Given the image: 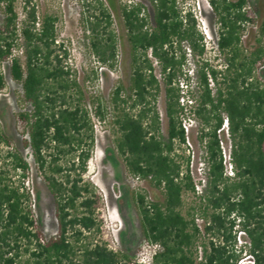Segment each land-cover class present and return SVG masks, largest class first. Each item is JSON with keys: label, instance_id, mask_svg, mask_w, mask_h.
Here are the masks:
<instances>
[{"label": "trees", "instance_id": "16d2710c", "mask_svg": "<svg viewBox=\"0 0 264 264\" xmlns=\"http://www.w3.org/2000/svg\"><path fill=\"white\" fill-rule=\"evenodd\" d=\"M31 1L25 0L20 17L15 0H0V64L8 65L12 80L22 88L26 109L16 115V132L53 198L57 231L43 235L29 189L23 182L16 186L0 170V264H239L245 257L246 264H264V87L260 79H252L264 61V48L258 42L241 58L240 32L249 20L248 0H209L219 24L217 47L227 61L222 80V72L205 59V38L196 19L190 12L182 14L178 0H148L152 15L141 3L120 7L131 77L127 87L116 86L111 98L114 143L127 174L145 179L161 196L151 202L145 194L133 196L145 247L160 246L148 261L93 238L102 233L96 210L104 205L100 190L85 178L95 124L83 87L57 51L58 18L41 13ZM86 25L94 53L114 68L118 39L107 31L112 20L103 3L99 16L87 18ZM183 45L199 57L196 98L178 82L187 77ZM154 62L165 85L166 136L156 107L161 87ZM4 87L0 72V92ZM96 109L99 121H104L105 107L98 103ZM190 116L198 123L203 149L200 193L190 154L177 152L188 148L183 122ZM225 120L233 177L225 175L220 146ZM0 138L9 147L11 170L28 180L29 163L11 140L2 134ZM187 194L193 200L186 208ZM241 237L244 244L238 243Z\"/></svg>", "mask_w": 264, "mask_h": 264}, {"label": "rangeland", "instance_id": "374dc122", "mask_svg": "<svg viewBox=\"0 0 264 264\" xmlns=\"http://www.w3.org/2000/svg\"><path fill=\"white\" fill-rule=\"evenodd\" d=\"M233 1V0H230ZM25 0H15L16 10L21 17ZM108 9L112 25L107 31H113L118 39L117 63L114 68L103 64L91 47V32L86 25L87 18L93 19L99 16L100 4ZM141 3L146 11L152 15V6L148 0H32L41 13L48 12L58 18L57 34L59 47L58 53L63 56V65L69 68L76 76L78 83L83 87L85 104L95 124V145L92 158L88 163L85 178L90 180L94 187L103 195L104 205L96 210V218L101 224L102 233L94 234L97 242H105L112 249L123 250L130 255H136L144 261H148L147 248L143 242V233L137 207L133 196L138 193L149 197L150 202L160 200V193L153 190L147 182L136 186L131 176L127 174L124 164L115 151L116 127L113 119L115 111L111 106V98L118 84L126 87L131 77V53L126 41L125 31L120 20V7L124 4ZM88 4H90L88 6ZM178 8L182 14L190 12L197 21L198 29L205 40V59L214 68L219 70V80L226 74L227 61L225 54L217 47L219 36V24L209 0H178ZM245 12H249V20L242 23L240 32L241 58L249 55L261 42L264 48V34L262 23L264 21V0H248ZM3 12L0 9V19ZM182 50L187 52V64L184 73L187 77L178 78L180 87L188 90L189 97L196 98L199 93L197 70L199 69V57H194L186 45ZM154 73L160 82V94L157 97L156 107L161 119L162 134L166 136L168 120L166 117V93L163 76L159 65L154 62ZM0 72L5 78V87L0 92V134L12 141V146L19 149L25 160L30 165V177L23 180L11 170L7 154L9 147L0 138V170L6 172L15 185L22 182L29 189L32 199V210L35 211L40 221L41 231L45 237L54 235L57 231L55 206L52 196L46 189L30 152L22 149L21 138L16 132V115L25 110L22 102V88L15 83L10 75L6 63L0 64ZM260 79L264 87V61L254 71V78ZM188 81V88L186 87ZM213 90L217 86L211 84ZM187 88V89H186ZM186 100V99H185ZM101 103L105 111L104 121H99L96 116V108ZM186 103V102H185ZM190 118V120L188 119ZM187 128L188 144L185 152L179 149L178 154H190L191 171L196 182L204 178L201 171L200 160L203 159V149L198 143V123L193 117H186L183 122ZM222 139L227 142V137L222 133ZM98 157V158H97ZM97 158V159H96ZM5 175V174H4ZM193 197L185 196L186 208L191 204ZM35 205V206H34ZM202 225L201 220L198 222ZM245 238L241 237L239 244H244ZM249 263L248 257L243 258L239 264ZM252 264V263H251Z\"/></svg>", "mask_w": 264, "mask_h": 264}, {"label": "built area", "instance_id": "2783aa9c", "mask_svg": "<svg viewBox=\"0 0 264 264\" xmlns=\"http://www.w3.org/2000/svg\"><path fill=\"white\" fill-rule=\"evenodd\" d=\"M228 1H230V0H228ZM186 130H187V128H186ZM221 131L227 137V142L225 143V141L222 139V133L220 134V146L222 149L224 172H225L226 176L233 177L234 176V169H233V164H232V159H231L230 143L228 142V123H227V120L224 121V124H223L220 132ZM131 179H132L133 183L138 187L146 182L145 179H143L139 176H131ZM194 181H195V189L197 190L198 193H200L202 190V185L199 184V182H196L195 178H194ZM201 182L204 183V179H202ZM147 201L148 202L150 201L149 197H147ZM148 207H150V206H148ZM197 222H199V220H197ZM159 248H160L159 245H154L152 247L147 248L146 252L148 253L147 254L149 256L148 258H150V254L153 252V250H156Z\"/></svg>", "mask_w": 264, "mask_h": 264}, {"label": "bare ground", "instance_id": "6f19581e", "mask_svg": "<svg viewBox=\"0 0 264 264\" xmlns=\"http://www.w3.org/2000/svg\"><path fill=\"white\" fill-rule=\"evenodd\" d=\"M97 158H98V157H97ZM97 158H96V159H97Z\"/></svg>", "mask_w": 264, "mask_h": 264}]
</instances>
